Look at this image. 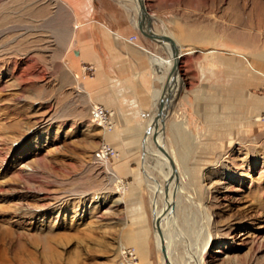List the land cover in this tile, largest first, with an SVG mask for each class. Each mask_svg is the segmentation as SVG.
<instances>
[{
    "label": "rangeland",
    "instance_id": "374dc122",
    "mask_svg": "<svg viewBox=\"0 0 264 264\" xmlns=\"http://www.w3.org/2000/svg\"><path fill=\"white\" fill-rule=\"evenodd\" d=\"M144 5L155 33L192 51L160 132L182 180L166 186L152 136L151 154L142 147L146 130L113 121L105 131L91 121L90 73L70 63L75 26L69 36L61 5L0 0V264H120L123 248L134 250V264H163L157 184L172 191L162 232L175 264H185L187 248H205L204 264H264V109L248 123L251 102L264 103V78L242 86L252 66L264 76V0ZM91 6L136 24L133 0ZM102 143L116 151L109 162L94 159ZM157 205L168 207L164 193Z\"/></svg>",
    "mask_w": 264,
    "mask_h": 264
},
{
    "label": "crops",
    "instance_id": "0c3cea01",
    "mask_svg": "<svg viewBox=\"0 0 264 264\" xmlns=\"http://www.w3.org/2000/svg\"><path fill=\"white\" fill-rule=\"evenodd\" d=\"M52 1L60 4L65 17L72 20L66 32L69 36L75 26L74 41L70 44L68 37L67 43V48L72 49L70 63L74 72L88 73L85 68H91L83 88L92 104L111 112L112 122L117 124L118 129L147 130L161 100L166 106L164 113L171 112L172 99L179 83V67L185 68L188 64L184 59L192 53L189 48L174 40L182 56L176 76L172 79L173 60L167 46L143 38L133 23L134 16L124 15V21L120 23L116 21L113 9L106 18L100 17L99 11L91 6V0ZM133 37L136 39L130 41ZM170 60L171 70L168 67ZM256 68L259 67H251L254 75L246 76L242 86H252L260 81L263 74ZM164 87L165 97H162L161 88L163 90ZM262 109L264 103L261 101L251 102L248 123ZM253 120L256 121V118ZM155 128L162 129L161 122Z\"/></svg>",
    "mask_w": 264,
    "mask_h": 264
},
{
    "label": "bare ground",
    "instance_id": "6f19581e",
    "mask_svg": "<svg viewBox=\"0 0 264 264\" xmlns=\"http://www.w3.org/2000/svg\"><path fill=\"white\" fill-rule=\"evenodd\" d=\"M142 3L144 4V0H141ZM133 4H134V8H135V11H136V14H138V11H139V0H133ZM145 7V5H144ZM147 13V12H146ZM148 14V13H147ZM150 16V15H149ZM151 18V17H150ZM136 25V24H135ZM72 37L74 38V33L72 35ZM171 37V36H170ZM72 38V40H73ZM172 38V37H171ZM173 39V38H172ZM174 40V39H173ZM74 41V40H73ZM164 46H167V49L170 53V47L166 44ZM170 56H171V53H170ZM172 58V57H171ZM180 60V59H179ZM172 62V60H171ZM171 70V68H170ZM77 78V77H76ZM162 83V82H161ZM162 87V85H161ZM160 95V94H159ZM164 97H165V93H164ZM258 122V120H257ZM160 128H157L155 129L154 126H151L150 129L148 130L147 134L144 139H143V146H145V151L146 153H149L148 150H150L149 148V143H147V141L149 142V139L150 137L152 136L151 133L152 131L154 130V133L156 138H155V142L156 144L160 145L162 147V142H161V137H160V132L163 131V127L162 129ZM163 137V136H162ZM152 138V137H151ZM152 140V139H150ZM163 140V139H162ZM163 148V147H162ZM164 151H166L164 148H163ZM152 152V151H151ZM155 154H151V155H154L155 157H157V159L160 161L162 160L163 163H166L164 165H166L167 167L170 165V162L173 163V160L171 159V157L168 155V157L164 156L162 153L158 151H154ZM167 152V151H166ZM168 154V153H167ZM146 155V154H145ZM149 159V156H146L145 160L147 161ZM144 160V161H145ZM161 161V162H162ZM160 162V164H161ZM174 167V166H173ZM168 173L165 175V186L167 185V179L170 178L171 182H170V185H172L173 183L175 182H178V181H182L180 180V174L178 172V169L177 167H174L173 170L169 169L168 167ZM115 176V175H114ZM175 185V184H174ZM180 186V184L178 185ZM173 188V187H172ZM164 188L163 186H161L159 184V187H158V184L157 186H155V190L153 192V196H152V203L154 204V209H155V212H154V229H155V234H156V242H157V247L158 249L162 252H163V255H164V258L165 260H162L163 264H175L174 261L172 260L171 257H169V254H168V257H167V254H166V250L165 248H167V250L169 249L168 246H167V243L165 241V237L163 236V232H162V227H163V223L165 220H167L168 216L172 213L173 211V208H172V205H173V200L171 198V194H172V191L169 190L168 192H163ZM162 193H164L167 197H168V200H169V205L168 207L165 208L164 211L162 210H159L158 209V196L161 195ZM174 195H178L180 193V190L179 188H177L174 192ZM162 198V197H161ZM160 199V198H159ZM176 217V216H175ZM173 220V219H172ZM170 223V221H168ZM172 223V222H171ZM177 223V222H176ZM171 226V225H170ZM175 226V225H174ZM166 235V234H165ZM174 235V234H173ZM180 235V234H179ZM176 238V237H175ZM178 238H182V239H185L187 240L188 238L185 236V234H181ZM188 247V246H187ZM186 247V248H187ZM206 249L204 248V250L201 252V254H197L194 252L193 249H189L187 248V251L185 252V258L184 259H187L183 261V263L185 264H204V259H205V256H206ZM166 261V262H165Z\"/></svg>",
    "mask_w": 264,
    "mask_h": 264
},
{
    "label": "water",
    "instance_id": "95a60500",
    "mask_svg": "<svg viewBox=\"0 0 264 264\" xmlns=\"http://www.w3.org/2000/svg\"><path fill=\"white\" fill-rule=\"evenodd\" d=\"M135 27L143 38L150 40L152 42L158 43L161 46H164L167 44L170 47V53H171V57L173 60L171 78L174 79L176 76V73H177V67L180 63L179 59L181 58L182 55L178 53L176 43L170 36L165 35V34H158V33H155L153 31L152 25H151V18L146 13V9H145L144 4L142 3L141 0H139V11H138ZM164 91H165V87L163 88V90L161 92L162 97H164ZM164 104H165L164 101L161 100L159 107L157 109V113L152 116L150 125L147 128L146 132L144 133V137L146 135H148L147 132L150 129V127L154 126V128H155V125L158 122H161L162 127H163V124H164L163 121H164V118L166 117V114L164 113L166 106ZM155 129H157V128H155ZM155 138H156V136H155V134H153L152 135V142L156 145V148H158L160 153H162L164 156L168 157L167 152L164 151L160 145L156 144ZM142 147H143V144H142ZM170 164L172 165L171 162H170Z\"/></svg>",
    "mask_w": 264,
    "mask_h": 264
},
{
    "label": "built area",
    "instance_id": "2783aa9c",
    "mask_svg": "<svg viewBox=\"0 0 264 264\" xmlns=\"http://www.w3.org/2000/svg\"><path fill=\"white\" fill-rule=\"evenodd\" d=\"M136 38L133 37L130 41H134ZM85 71L90 73L91 68L86 67ZM264 77V76H263ZM260 94L264 97V87L261 89ZM91 121L97 126L101 127L105 131L112 130V114L107 109L100 105H93L90 111ZM258 122L264 126V112L258 117ZM117 156L115 149L107 143H102L96 150L94 159L98 162L106 161L109 162ZM136 261L135 252L132 249L123 248L121 251V262L120 264H134Z\"/></svg>",
    "mask_w": 264,
    "mask_h": 264
}]
</instances>
